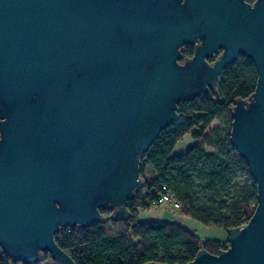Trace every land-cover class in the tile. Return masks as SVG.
Segmentation results:
<instances>
[{"label":"water","instance_id":"95a60500","mask_svg":"<svg viewBox=\"0 0 264 264\" xmlns=\"http://www.w3.org/2000/svg\"><path fill=\"white\" fill-rule=\"evenodd\" d=\"M195 45L182 62V50ZM210 63L208 60L219 54ZM245 57L258 80L232 108L231 146L257 206L229 246L188 264H264V0H0V248L76 264L55 240L128 216L140 161L177 106ZM159 264V263H147Z\"/></svg>","mask_w":264,"mask_h":264},{"label":"trees","instance_id":"16d2710c","mask_svg":"<svg viewBox=\"0 0 264 264\" xmlns=\"http://www.w3.org/2000/svg\"><path fill=\"white\" fill-rule=\"evenodd\" d=\"M182 56V62L192 58L190 48L185 47ZM257 80L255 65L241 56L222 72L218 96L210 90L191 102H181L178 120L162 131L141 158L144 186L128 202V216L114 220L109 211H103V221L89 228L61 229L55 236L60 248L76 264H188L200 250L212 254L226 250L229 241L202 242L195 231L175 222H140L139 212L150 209L162 194H170L181 216L204 227L227 233L248 223L257 206L256 184L247 163L231 146L230 136L235 101L247 100ZM213 123L217 124L212 128ZM186 135H191L193 145L175 155ZM236 170L244 174L242 180ZM47 257L43 253V260ZM0 264L21 263L0 248Z\"/></svg>","mask_w":264,"mask_h":264},{"label":"rangeland","instance_id":"374dc122","mask_svg":"<svg viewBox=\"0 0 264 264\" xmlns=\"http://www.w3.org/2000/svg\"><path fill=\"white\" fill-rule=\"evenodd\" d=\"M217 123H213L212 128L216 126ZM194 141L191 135H186L181 142L178 143L174 153L175 155L179 152H182L186 148H189L193 145ZM236 176L239 179H243L244 174L241 170L235 171ZM147 178H150L149 173L146 174ZM106 216V215H105ZM183 216L180 215L179 209H173L170 205H161V206H152L150 209L139 212V221L148 222V221H169L178 223L187 229L195 231L201 241H228V235L226 232L213 228V227H204L193 221H187L182 219ZM220 235V236H219ZM36 264H55V262L48 255L47 259L42 260Z\"/></svg>","mask_w":264,"mask_h":264},{"label":"built area","instance_id":"2783aa9c","mask_svg":"<svg viewBox=\"0 0 264 264\" xmlns=\"http://www.w3.org/2000/svg\"><path fill=\"white\" fill-rule=\"evenodd\" d=\"M165 189V188H164ZM170 205L173 209H179V204L172 198L170 194H162L153 206Z\"/></svg>","mask_w":264,"mask_h":264},{"label":"flooded vegetation","instance_id":"af4514ba","mask_svg":"<svg viewBox=\"0 0 264 264\" xmlns=\"http://www.w3.org/2000/svg\"><path fill=\"white\" fill-rule=\"evenodd\" d=\"M185 47L190 48V51L192 52V57H193L194 54H195L196 46H195V45H186V46H184V48H185ZM184 48H183V49H184ZM221 53H222V51H220L219 54H217V55L211 57L208 61H209L210 63H213L214 61H216V60L220 57ZM182 54H183V50H182ZM189 59H190V58H189Z\"/></svg>","mask_w":264,"mask_h":264},{"label":"crops","instance_id":"0c3cea01","mask_svg":"<svg viewBox=\"0 0 264 264\" xmlns=\"http://www.w3.org/2000/svg\"><path fill=\"white\" fill-rule=\"evenodd\" d=\"M187 149H188V148H186V149L183 150L182 152H179L178 154H182V153L186 152ZM182 219L187 220V221H193L194 223H197L196 221H194V220H192V219H189V218H187V217H182ZM197 224H199V223H197ZM199 225H200V224H199ZM201 226H202V225H201ZM219 236H220V235H219Z\"/></svg>","mask_w":264,"mask_h":264}]
</instances>
